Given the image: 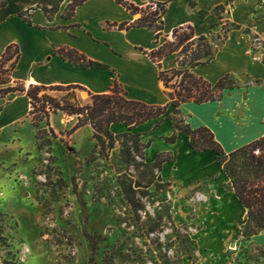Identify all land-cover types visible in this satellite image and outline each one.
Instances as JSON below:
<instances>
[{
	"label": "rangeland",
	"instance_id": "rangeland-1",
	"mask_svg": "<svg viewBox=\"0 0 264 264\" xmlns=\"http://www.w3.org/2000/svg\"><path fill=\"white\" fill-rule=\"evenodd\" d=\"M222 1H210L204 14L220 23L203 29L213 48L234 30L247 35L253 52L264 49L261 0L245 21L234 17L233 0ZM226 83L237 86L233 76ZM43 93L60 98L67 91ZM74 93L81 104L89 101L82 88ZM75 122V115L55 110L47 123L35 112L0 128V264H261L264 246L250 239L264 229L243 222L232 232L255 233L231 234L206 207L209 182L182 193L162 180L141 146L126 148L133 137L103 144L89 124L69 132Z\"/></svg>",
	"mask_w": 264,
	"mask_h": 264
},
{
	"label": "crops",
	"instance_id": "crops-1",
	"mask_svg": "<svg viewBox=\"0 0 264 264\" xmlns=\"http://www.w3.org/2000/svg\"><path fill=\"white\" fill-rule=\"evenodd\" d=\"M71 1L62 0L58 11L48 18L37 6L39 0H0V59L7 46L17 50L16 58L12 57L3 65L8 68V78L7 82L0 83V89L15 83H23L26 87L72 84L95 94L107 92L116 83L130 99L147 104H167L162 120L151 118L131 130L148 138L149 145L143 150L146 161L154 163L158 153L171 152V161L163 162L159 173L163 181L176 182V188H182V193L209 182L207 193L211 197L206 202L207 209L217 213L231 227L230 233L237 235L246 209L234 193L224 187L228 177L213 151L193 152L188 145V136L179 131L175 142L164 140L172 133L170 115L175 107L171 105L170 91L159 78V71L177 67L176 54L162 57L158 67L143 52L157 47L164 38L170 39L172 29L180 25H191L195 35H205V26L219 29L220 23L215 17H204L206 12L209 13L210 1L218 0H192L193 6H189L188 0H128L138 6L165 2L161 34L157 40L146 27H105L106 21L132 22L139 17V13L131 14L115 0H85L74 8L71 16H61ZM221 2L218 3L221 5ZM254 2L233 0L234 17L238 21L250 19ZM261 2L264 12V0ZM21 13H25L26 18ZM59 47L74 49L101 66H82L63 59L54 51ZM263 57L264 49L253 52L247 35L233 30L207 63L189 68L190 72L212 84L225 75L233 76L237 81V86L223 89L220 100L187 101L178 106L185 122L191 128L208 127L225 153L264 135ZM11 61H14L13 65L9 66ZM29 109V97L25 92L0 94V128L14 124L28 114ZM110 130L121 133L127 131V126L123 122L112 123ZM233 228L236 230L232 232ZM250 240L264 246L262 233L254 234ZM260 263L264 264V254Z\"/></svg>",
	"mask_w": 264,
	"mask_h": 264
},
{
	"label": "trees",
	"instance_id": "trees-1",
	"mask_svg": "<svg viewBox=\"0 0 264 264\" xmlns=\"http://www.w3.org/2000/svg\"><path fill=\"white\" fill-rule=\"evenodd\" d=\"M61 1L39 0L37 6L48 18H51L58 11ZM83 1L85 0H72L65 6L61 16H71L74 8ZM44 2H47L50 7H47ZM115 2L121 4L131 14L139 13V17L132 22L106 21L105 27L117 29L146 27L152 30L156 40L159 38L162 29L161 17L165 12V2H155L154 9H150L153 3L138 6L128 0H115ZM188 4L193 6L194 2L188 0ZM21 15L26 18L25 13H21ZM231 25L233 24L231 23ZM227 30L228 28H225L223 32L226 33ZM54 51L63 59L78 62L82 66H101L71 48L59 47ZM215 51L216 49L213 48L211 40L204 34L195 35L193 27L189 24L174 27L170 39L164 38V41L157 47L149 51H143L152 61L157 63L158 67H160L159 61L162 57L176 53L177 67L159 71V78L164 86L171 89L169 96L171 105L175 107L174 114H179L178 106L183 102L201 103L220 100L223 89L233 87L232 84L226 83V75L212 84L201 76L190 72L189 68L207 63L214 56ZM14 56L16 58L17 50L12 49L11 45L7 46L3 57L0 59V83L7 82V79L1 78L2 73L8 71V68H4L3 65ZM13 62L11 61L9 66H12ZM173 78H176L174 82H172ZM17 84L0 89V94L8 91L25 92L30 102L28 115L35 112L42 113L47 123L49 111L61 110L68 115L76 116V122L69 132L89 124L92 127L93 136L98 142L112 144L116 137L131 136L133 137L132 143L126 148L132 147L134 150H138L139 146L144 150L149 145V141L141 143L138 139L140 133L131 130L151 118H157L158 121L162 120L168 106L167 104H147L140 100L130 99L116 83L105 93L90 94L89 101L85 104H81L74 93V89L81 88L78 85L36 84L25 88L23 83ZM47 89L66 90L67 93L60 98L45 93L38 95L41 90ZM171 121L172 133L166 136L164 140L175 142L176 134L179 131L188 136V145L193 152L212 150L215 159L221 165V170L228 177L224 187L231 190L246 209L245 218L240 221V225L243 222H251L255 228L264 229V135L225 153L208 127L202 125L191 128L181 116L178 118L171 117ZM118 122H123L127 126V131L113 135L110 131V125ZM121 145L126 146L124 141L121 142ZM171 159V152L158 153L153 166L160 169L163 162L171 161ZM131 203L133 206H137L133 199H131ZM254 233V230H241L242 236L246 239Z\"/></svg>",
	"mask_w": 264,
	"mask_h": 264
}]
</instances>
